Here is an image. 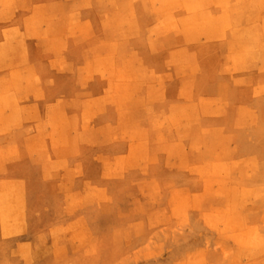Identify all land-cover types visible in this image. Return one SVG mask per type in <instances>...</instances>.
Masks as SVG:
<instances>
[{
	"label": "crops",
	"instance_id": "0c3cea01",
	"mask_svg": "<svg viewBox=\"0 0 264 264\" xmlns=\"http://www.w3.org/2000/svg\"><path fill=\"white\" fill-rule=\"evenodd\" d=\"M138 10L133 0H0V264H52L35 259L40 247L32 237L45 228L44 220L48 230L68 225L66 219L51 223V211L59 200L67 210L68 193L62 189L71 188L74 175L80 171L84 181L104 187L106 162L132 155L140 132L147 142L151 121L140 115L144 109L184 107L185 90L193 93L187 106L198 108L193 83L185 88V71L168 65L171 58L194 54L196 41L192 46L183 38L167 42L160 30L153 49L152 22L124 17ZM192 70L187 74L198 77L199 85L204 72L196 64ZM124 76L129 77L125 83ZM219 88L207 89L215 96L204 101L222 103ZM118 106L128 107V116L122 117ZM224 107L230 113L211 122L225 130L211 138L209 129L192 139L204 145L202 155L225 156V186L231 202L240 206L227 234L255 231L261 252L264 149L245 127L258 115L248 100L231 97ZM179 142L183 145L179 136L167 139L165 161L176 158ZM40 203L49 205V217L36 210ZM10 218L12 223L4 222ZM257 264L264 260L258 258Z\"/></svg>",
	"mask_w": 264,
	"mask_h": 264
},
{
	"label": "rangeland",
	"instance_id": "374dc122",
	"mask_svg": "<svg viewBox=\"0 0 264 264\" xmlns=\"http://www.w3.org/2000/svg\"><path fill=\"white\" fill-rule=\"evenodd\" d=\"M133 1L141 11L124 17L152 22L153 49L160 30L167 42L183 38L186 46H192L196 41L194 54L171 58L168 65L185 71V88L192 87L188 81L193 83L198 108L187 106L193 93L185 90L184 107L144 109L140 115L151 121L147 142L140 132L132 155L106 162L104 187L84 181L80 171L74 175L71 188L62 189L68 193L67 210H62L59 200L51 211L55 213L51 223L63 224L66 219L68 225L48 230L49 221H43L45 228L32 237L40 247L35 259L52 264H257L258 258L264 260V248L257 251L256 232L227 234L230 217L240 206L231 202V189L225 186V156L202 155L204 145L192 138L209 129L211 138L225 130L223 124L216 128L211 119L230 113L224 105L232 97L253 106L258 119L251 116L245 127L255 135L258 148L264 149V0ZM193 64L204 72L199 85L198 77L187 74ZM128 79L124 76L122 82ZM212 86L221 87L216 96L222 103L204 101L215 96L206 91ZM153 100L160 102L161 97L153 95ZM117 108L122 117L128 116V107ZM174 136L183 145L179 142L176 158L167 162L162 153L168 150L167 139ZM127 139L122 137L123 142ZM48 206L40 203L36 210L49 217Z\"/></svg>",
	"mask_w": 264,
	"mask_h": 264
},
{
	"label": "bare ground",
	"instance_id": "6f19581e",
	"mask_svg": "<svg viewBox=\"0 0 264 264\" xmlns=\"http://www.w3.org/2000/svg\"><path fill=\"white\" fill-rule=\"evenodd\" d=\"M177 2V1H176ZM173 3H175V2H173Z\"/></svg>",
	"mask_w": 264,
	"mask_h": 264
}]
</instances>
